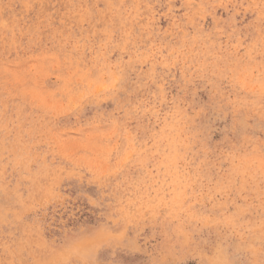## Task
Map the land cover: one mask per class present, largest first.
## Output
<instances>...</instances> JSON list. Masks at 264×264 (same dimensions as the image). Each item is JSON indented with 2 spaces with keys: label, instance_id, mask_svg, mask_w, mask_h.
<instances>
[{
  "label": "rangeland",
  "instance_id": "obj_1",
  "mask_svg": "<svg viewBox=\"0 0 264 264\" xmlns=\"http://www.w3.org/2000/svg\"><path fill=\"white\" fill-rule=\"evenodd\" d=\"M0 264H264V0H0Z\"/></svg>",
  "mask_w": 264,
  "mask_h": 264
}]
</instances>
